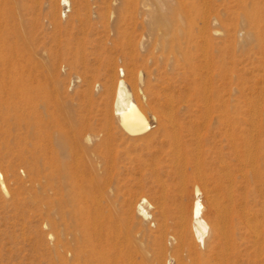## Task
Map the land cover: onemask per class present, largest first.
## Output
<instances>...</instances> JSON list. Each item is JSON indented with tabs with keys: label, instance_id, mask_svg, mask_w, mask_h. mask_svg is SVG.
I'll list each match as a JSON object with an SVG mask.
<instances>
[{
	"label": "rangeland",
	"instance_id": "rangeland-1",
	"mask_svg": "<svg viewBox=\"0 0 264 264\" xmlns=\"http://www.w3.org/2000/svg\"><path fill=\"white\" fill-rule=\"evenodd\" d=\"M4 1L0 55L11 69L0 85V264H75L69 252L63 261L54 251L41 182L26 162L32 103H39L54 131L64 122L70 133L83 131L77 151L88 165L87 205L117 218L121 249L134 263L264 264V0ZM179 28L212 45L218 64L200 87L203 94L157 42L166 29ZM27 52L35 67L31 77ZM120 79L152 130L119 141L110 154L115 164L106 165L108 149L94 132L105 124L122 130L114 95ZM171 100L173 110L166 109ZM206 103L214 112L229 104L234 126L217 115L203 119ZM161 113L177 122L183 144L200 149L205 174L176 164L159 133ZM192 124L196 132L185 129ZM150 133L158 139L148 148L142 139ZM197 199L207 224L203 240L192 214ZM139 205L148 217L138 214ZM220 209L236 213L232 229L223 225L224 235L216 227ZM181 234L187 240L182 249Z\"/></svg>",
	"mask_w": 264,
	"mask_h": 264
},
{
	"label": "bare ground",
	"instance_id": "bare-ground-1",
	"mask_svg": "<svg viewBox=\"0 0 264 264\" xmlns=\"http://www.w3.org/2000/svg\"><path fill=\"white\" fill-rule=\"evenodd\" d=\"M62 1L65 5L68 4V0ZM4 2L6 1L0 0V9H2ZM53 25L57 30L63 29L61 22L54 21ZM2 33L3 30L0 28V36H2ZM0 39L2 41V44L0 43V51H2L5 41L3 38ZM159 41L162 49L169 50L174 56L175 67L188 70L193 75L194 78L189 81V85L196 90L198 89L197 92L200 94H203L200 87L207 84L209 72L212 76L215 74L218 64L215 60V55L211 52L212 45L209 40L204 36L199 40L195 35L190 36L183 33L179 28L172 31L166 29L163 35L157 39V42ZM199 53L202 54L203 59L200 60V63L197 62L200 57ZM27 68L31 77L35 67L30 52L28 53ZM10 69L11 65L7 62L6 57L0 55V85H3L8 80L7 74ZM31 80L35 81L32 78ZM114 95L116 99V115L122 127L121 132H114L111 126L107 124L94 132L95 137L99 138L103 146L108 149V152L102 156L106 165L115 164L114 159L111 157V149L117 146L119 141L125 139V137H136L152 130L144 110L130 98V92H128L124 80L120 79L118 81ZM172 104V100L166 103V109L173 110ZM229 107L230 105L226 104V106L222 107L224 108L223 110L218 108L214 112L213 105L206 103L203 110V112L205 111L203 119L208 121L217 115L223 124L228 125V127L234 126L233 118L231 117L232 111ZM161 114L159 133L165 139L164 146H169L172 149L176 164L178 166L182 164L184 166L192 165L199 176L205 174L208 164L202 158L200 149H196L198 147L193 149L186 143L183 144L181 132L176 128L177 122L174 121L173 117L171 118V116H167L164 113ZM54 124L56 123L54 122ZM68 124L69 122L60 123L58 131H54L50 126H46L39 103H32L28 106L25 139L26 146L32 155L29 159H26V162L29 166L30 176L38 178L41 182V209L43 211L44 224L49 227L50 237L48 238L53 239L55 243L54 251L58 258L63 261H65L63 253L69 252L75 264H137L121 249L123 242L117 218L112 214L106 215L101 211V208L95 211L89 210L87 202L91 196H88L87 189L89 179L88 165L77 151L79 147L78 141L82 138L83 131L78 129L70 133L65 130ZM195 124L187 128L183 127V129H187L188 132H196L198 129L197 126L194 128ZM151 135L153 133L142 139L148 148L158 139V137L150 138ZM231 136L234 139L238 136L236 128L232 130ZM180 173L182 174L181 170ZM1 183L4 185L3 182ZM195 190L197 194L200 193L199 188ZM163 204L160 201L157 203L158 206H162L161 214L166 216ZM217 208L219 209V207ZM202 210V203L197 199L192 214L200 240H203L207 225ZM138 212L143 217H148V212L142 205H139ZM222 212L220 222L216 224V227L224 235L227 231L223 225L229 223L232 229L236 213L232 210ZM163 233H165V229L162 231V235ZM185 246H187V240L185 235H182L179 238V248L182 249Z\"/></svg>",
	"mask_w": 264,
	"mask_h": 264
}]
</instances>
